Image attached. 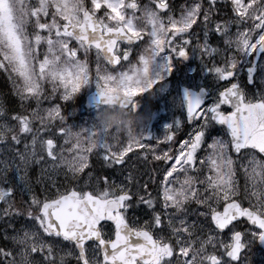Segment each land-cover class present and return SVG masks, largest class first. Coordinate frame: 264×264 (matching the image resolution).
Returning <instances> with one entry per match:
<instances>
[{
	"label": "snow or ice",
	"instance_id": "6c2138e0",
	"mask_svg": "<svg viewBox=\"0 0 264 264\" xmlns=\"http://www.w3.org/2000/svg\"><path fill=\"white\" fill-rule=\"evenodd\" d=\"M132 45L143 52L129 68ZM160 54L167 73L198 55L218 82L205 100L186 94L190 130L178 147L179 122L163 140L121 138L98 124L74 131L51 103L94 80L105 108L136 111L135 98L164 79L147 87L139 79ZM261 54L264 0H184L178 16L169 0H0V70L19 100V109L0 102V143L9 145L0 159V264H243L248 244L264 242ZM161 144L167 151L157 154ZM137 148L158 162L147 181L93 183L89 171L81 182L92 155L112 167ZM141 207L146 218L130 219Z\"/></svg>",
	"mask_w": 264,
	"mask_h": 264
},
{
	"label": "rangeland",
	"instance_id": "374dc122",
	"mask_svg": "<svg viewBox=\"0 0 264 264\" xmlns=\"http://www.w3.org/2000/svg\"><path fill=\"white\" fill-rule=\"evenodd\" d=\"M88 1H89L88 5L90 6L91 0H88ZM148 3H150L148 0L143 2V4H148ZM131 48H132V55L130 59H132V57L135 56L134 57L135 62H138L139 60L138 49L135 47H131ZM194 57L198 63L196 80H192V79L184 80L182 83H186L195 88L206 86L211 90L212 95H214L218 88V82L213 78L212 75L209 74L207 68H205L204 64L201 62V59L198 57V55H192L191 60H193ZM90 63L92 64V68L94 70V67H95L94 55L90 57ZM133 64L134 63L131 60V64L128 67L130 68ZM152 64L154 66V62ZM125 66L126 68L124 70L127 69V64ZM188 68L191 71H194L192 70L190 65ZM155 71L156 70H154V72ZM154 72L153 71L150 72L151 77ZM172 77L165 78L162 83L156 86L154 90H150L148 94L143 93L142 95H140L141 105L139 107L142 110L141 111L142 114L146 116V118L144 122L142 123L140 130H137V131L138 133L142 132L143 134H145L147 124L151 120L153 113H155L156 115L155 120H154V127H153V134H154L153 139L163 140V137L168 131L169 127L179 122L181 127L178 130H176L175 138H174V141L172 142L178 147L179 142L187 138V132L190 130V128L186 124L184 109H183L182 102L180 99V94H179L180 82H178L179 77L171 79ZM93 86H96V82L94 80H91L84 90H81L77 92L76 94H73L69 99L71 98L72 99L76 98V99L72 100L71 105L77 106L75 108H79L78 104H79L80 95L83 93V91L87 89L90 90L92 88H97V86L96 87H93ZM249 89L251 91H255V89H251V86H249ZM0 102H1V99H0ZM102 111L103 110L96 109L95 111L86 115L87 116L86 119L98 118L99 114ZM59 142L62 143V140H60ZM154 142L155 141H153V143ZM8 147L9 145L7 143H0V159H3L6 157ZM167 148H168L167 144H161L160 149L157 150V154H159L161 150L167 151ZM135 151H137L140 155L137 156L134 153H129L128 156L125 157L124 164L113 165L112 167H108L107 162H105L103 160L102 155H100L99 159L101 160V166L103 168L102 174H99L94 169H88L82 174L81 182L89 179L87 175L89 171L92 172L91 182L93 183L97 178L102 180L103 177L105 176L111 177L113 180L116 181V183H120L129 174H131L133 178L136 177V179L135 178L134 179L136 181H139L140 183L147 181L149 179V176L154 174L153 169L156 163L158 162H154L152 160L151 155L149 156L148 160H145L143 158V151L138 148L135 149ZM35 169H37L36 172L38 173H35ZM39 175H40V166L35 165L33 169L30 171V177L33 183H35V180L37 179ZM56 179L58 181H62L63 176L56 177ZM241 183H243L242 178H241ZM196 208L197 206L195 204L190 206V209L192 212V214H190L188 217L190 223L195 222L197 220V217L194 214ZM134 210H136L137 213L139 212L144 213V209L142 207L136 208ZM0 225L2 229L3 227H5L2 224ZM242 226H247V225L245 224L239 225L240 228H243ZM247 227H250V226H247ZM2 229L0 228V231H2ZM224 238L228 239V236H225ZM248 245L250 246V249L244 254L242 258L243 264H264V252L258 246L257 242L252 241ZM209 251H211V249H209Z\"/></svg>",
	"mask_w": 264,
	"mask_h": 264
},
{
	"label": "clouds",
	"instance_id": "9594fccd",
	"mask_svg": "<svg viewBox=\"0 0 264 264\" xmlns=\"http://www.w3.org/2000/svg\"><path fill=\"white\" fill-rule=\"evenodd\" d=\"M144 87H147V82L151 79V75L145 77L143 74L139 77ZM142 122V117L136 111L123 110L112 106L106 107L98 117V126L101 129L107 128L109 131H117L121 138L129 135H137L138 127Z\"/></svg>",
	"mask_w": 264,
	"mask_h": 264
},
{
	"label": "water",
	"instance_id": "95a60500",
	"mask_svg": "<svg viewBox=\"0 0 264 264\" xmlns=\"http://www.w3.org/2000/svg\"><path fill=\"white\" fill-rule=\"evenodd\" d=\"M191 93L192 92L190 90L184 89L183 90V97L187 106V96L186 94ZM193 96V94H192ZM204 98L203 95H201V99ZM98 105H103L102 99L99 96V90H95L93 91L88 97H87V101H86V107L91 109L95 106ZM260 245L264 248V242L259 241Z\"/></svg>",
	"mask_w": 264,
	"mask_h": 264
},
{
	"label": "flooded vegetation",
	"instance_id": "af4514ba",
	"mask_svg": "<svg viewBox=\"0 0 264 264\" xmlns=\"http://www.w3.org/2000/svg\"><path fill=\"white\" fill-rule=\"evenodd\" d=\"M129 217L130 219H133V220H135L137 217L146 218L145 215H142V212L136 213L135 210H130Z\"/></svg>",
	"mask_w": 264,
	"mask_h": 264
},
{
	"label": "trees",
	"instance_id": "16d2710c",
	"mask_svg": "<svg viewBox=\"0 0 264 264\" xmlns=\"http://www.w3.org/2000/svg\"><path fill=\"white\" fill-rule=\"evenodd\" d=\"M86 2H87V0H86ZM7 85H9V83L7 82V81H4V82H2L1 83V86H2V89H4ZM11 91V90H10ZM12 92V91H11ZM10 92V93H11ZM10 93H9V95H10ZM10 98H11V96H9Z\"/></svg>",
	"mask_w": 264,
	"mask_h": 264
}]
</instances>
